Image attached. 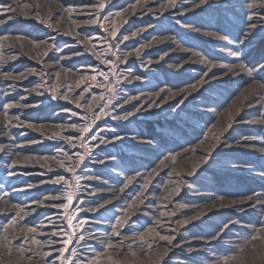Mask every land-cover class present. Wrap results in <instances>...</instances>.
<instances>
[{
  "label": "rangeland",
  "instance_id": "obj_1",
  "mask_svg": "<svg viewBox=\"0 0 264 264\" xmlns=\"http://www.w3.org/2000/svg\"><path fill=\"white\" fill-rule=\"evenodd\" d=\"M2 241L264 264V0H0Z\"/></svg>",
  "mask_w": 264,
  "mask_h": 264
},
{
  "label": "bare ground",
  "instance_id": "obj_2",
  "mask_svg": "<svg viewBox=\"0 0 264 264\" xmlns=\"http://www.w3.org/2000/svg\"><path fill=\"white\" fill-rule=\"evenodd\" d=\"M245 45V44H244ZM38 236H40L39 238H44L45 236H42V235H38ZM4 243H5V241H2L0 244V248H2L3 246H4ZM53 248V246H47V245H44V246H42V250H50V249H52ZM31 251H28L27 252V256L29 255V253H30ZM19 256V257H18ZM40 256V255H39ZM52 256V254H49V253H46L45 255H43V259H41V260H39L38 259V255H36V257H37V259L38 260H36V262L35 263H32V264H41L40 262L42 261V260H46L47 258H50ZM13 257H15L14 259H16L17 260V262L18 263H16V264H26V261H24L23 260V257L22 256H20V255H14V256H12V257H10V258H8V257H6L5 256V254L3 253V251L2 250H0V264H7L6 262H7V260H9V259H12ZM39 262V263H38Z\"/></svg>",
  "mask_w": 264,
  "mask_h": 264
}]
</instances>
